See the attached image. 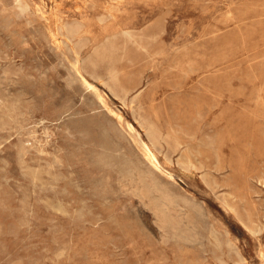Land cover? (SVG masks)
I'll use <instances>...</instances> for the list:
<instances>
[{"label": "rangeland", "instance_id": "374dc122", "mask_svg": "<svg viewBox=\"0 0 264 264\" xmlns=\"http://www.w3.org/2000/svg\"><path fill=\"white\" fill-rule=\"evenodd\" d=\"M0 264H264V0H0Z\"/></svg>", "mask_w": 264, "mask_h": 264}, {"label": "bare ground", "instance_id": "6f19581e", "mask_svg": "<svg viewBox=\"0 0 264 264\" xmlns=\"http://www.w3.org/2000/svg\"><path fill=\"white\" fill-rule=\"evenodd\" d=\"M108 49V48H107ZM105 53V52H104ZM98 59V58H97ZM114 75V74H113ZM115 77H117V76H115ZM84 80V79H83ZM85 81V80H84ZM113 86H114V84H113ZM115 87V86H114ZM116 88V87H115ZM111 91L115 94V95H117V93L115 92V89L114 88H112L111 87ZM118 96V95H117ZM186 164V163H185ZM190 164H192V163H190ZM184 165V164H183ZM194 167V166H193Z\"/></svg>", "mask_w": 264, "mask_h": 264}]
</instances>
